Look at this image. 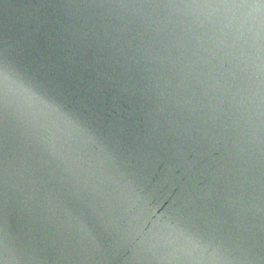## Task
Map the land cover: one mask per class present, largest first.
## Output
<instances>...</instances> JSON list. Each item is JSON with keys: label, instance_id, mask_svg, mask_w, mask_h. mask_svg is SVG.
I'll return each instance as SVG.
<instances>
[{"label": "water", "instance_id": "95a60500", "mask_svg": "<svg viewBox=\"0 0 264 264\" xmlns=\"http://www.w3.org/2000/svg\"><path fill=\"white\" fill-rule=\"evenodd\" d=\"M0 264H264V0H0Z\"/></svg>", "mask_w": 264, "mask_h": 264}]
</instances>
